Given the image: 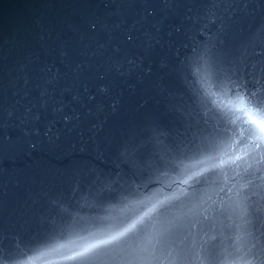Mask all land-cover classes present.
<instances>
[{
  "label": "water",
  "instance_id": "obj_1",
  "mask_svg": "<svg viewBox=\"0 0 264 264\" xmlns=\"http://www.w3.org/2000/svg\"><path fill=\"white\" fill-rule=\"evenodd\" d=\"M264 0H0V264H264ZM248 155L232 163L233 153Z\"/></svg>",
  "mask_w": 264,
  "mask_h": 264
},
{
  "label": "snow or ice",
  "instance_id": "obj_2",
  "mask_svg": "<svg viewBox=\"0 0 264 264\" xmlns=\"http://www.w3.org/2000/svg\"><path fill=\"white\" fill-rule=\"evenodd\" d=\"M245 120V131L253 138L255 148L264 147V106L259 103L254 106L241 101ZM247 153H233L232 163L243 161ZM157 210V205L151 202L131 210L130 214H124L114 221L102 232L84 237L77 248L72 250V255L67 259L79 260L82 264H120L116 259H109L114 252H123L127 240L135 238L143 222ZM233 264H248L245 256L233 261Z\"/></svg>",
  "mask_w": 264,
  "mask_h": 264
}]
</instances>
